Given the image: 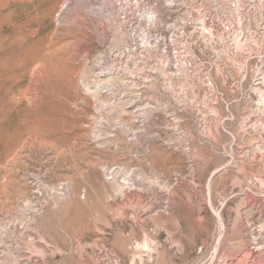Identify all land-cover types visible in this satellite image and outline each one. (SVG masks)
<instances>
[{"label":"rangeland","instance_id":"1","mask_svg":"<svg viewBox=\"0 0 264 264\" xmlns=\"http://www.w3.org/2000/svg\"><path fill=\"white\" fill-rule=\"evenodd\" d=\"M110 8L0 0V264H264V198L249 185L264 180V122L242 128L251 66L232 88L212 72L205 130L158 79L95 98L84 84L118 47Z\"/></svg>","mask_w":264,"mask_h":264},{"label":"built area","instance_id":"2","mask_svg":"<svg viewBox=\"0 0 264 264\" xmlns=\"http://www.w3.org/2000/svg\"><path fill=\"white\" fill-rule=\"evenodd\" d=\"M109 5L126 37L109 50L105 72L122 78L124 89H144L158 79L175 108L191 110L205 130V116H215L219 98L212 72L220 71L232 88L234 68L250 65L256 95L242 128L249 132L255 115L261 117L257 124L264 122V0H109ZM249 185L264 198V180ZM248 228L253 232L254 223ZM263 231L259 227L252 236L264 238Z\"/></svg>","mask_w":264,"mask_h":264},{"label":"bare ground","instance_id":"3","mask_svg":"<svg viewBox=\"0 0 264 264\" xmlns=\"http://www.w3.org/2000/svg\"><path fill=\"white\" fill-rule=\"evenodd\" d=\"M62 6H63V4H61ZM60 5V7L62 8V6ZM59 7V8H60ZM20 10V9H19ZM18 10V11H19ZM17 11V10H16ZM61 11V10H60ZM22 13V12H21ZM13 15V14H12ZM14 16V15H13ZM59 16V15H58ZM10 17V16H9ZM20 17V16H19ZM23 17H24V15H23ZM18 18V17H17ZM14 19V18H13ZM24 19V18H23ZM4 21V20H3ZM17 21V20H16ZM23 21V20H22ZM13 22V21H12ZM18 23V22H17ZM4 25V24H3ZM6 25V24H5ZM15 25V24H14ZM19 25V24H18ZM23 27H24V25H22ZM21 26V27H22ZM4 27V26H3ZM2 28V27H1ZM18 31V30H17ZM26 31V30H25ZM2 33V32H1ZM0 33V34H1ZM12 33V32H11ZM30 35H31V33H30ZM3 36V35H2ZM9 37H11V36H9ZM125 37H126V35H125V33H121L120 31L118 32V34H117V37H114V38H116L115 40L117 41L114 45L115 46H119V45H122L123 44V42L125 41ZM23 38H25V37H23ZM3 40V39H2ZM6 41V40H5ZM3 42V41H2ZM26 43V42H25ZM22 44V43H21ZM113 45V46H114ZM112 47V46H111ZM103 57V56H102ZM102 57H99L100 59H102ZM98 58V57H97ZM98 60V59H97ZM31 61V60H30ZM97 63V62H96ZM238 67V66H237ZM240 67V66H239ZM246 67V66H245ZM238 69V68H237ZM236 69V70H237ZM245 69V68H244ZM249 69H252V68H249ZM98 70H101L99 73H93V75H94V79L91 81L92 82V87H91V89L89 88V83H86V84H84V85H86V87H87V91L91 94V95H93L95 98H97L98 96L100 97L101 96V94H103V93H105V92H107V91H109V90H111L112 88H113V91L115 90L114 89V87L117 85H119V84H123V80H121L119 77H111L109 74L110 73H106L104 70H105V68H104V70H102L101 69V67L98 69ZM243 71V70H242ZM243 72H245V71H243ZM245 73H248V72H245ZM220 74V73H219ZM108 75V76H107ZM245 75V74H244ZM213 77V76H212ZM238 83V82H237ZM236 83V84H237ZM215 85V84H214ZM116 86V87H117ZM123 87V86H122ZM120 88V87H119ZM117 89V88H116ZM216 90H217V88H216ZM255 90V89H254ZM108 93V92H107ZM99 99V98H98ZM102 99V98H101ZM144 101V100H143ZM142 101V102H143ZM99 102H100V100H99ZM103 102V101H102ZM144 102H148V101H144ZM107 103V101L104 103V105ZM125 103H128V104H130L131 102H129V100H127V102H125ZM124 103V101H121V99H118V102L116 103V105L117 106H115L116 108H117V110H119V114H126V113H128L127 112V110H126V104ZM156 103H157V101H156ZM128 104H127V106H128ZM136 104H142V103H138V102H136ZM158 104H159V102H158ZM108 105H109V103H108ZM106 106H107V104H106ZM149 106V104H147L146 105V107H148ZM155 107H157V106H155ZM114 109V108H113ZM129 109V108H128ZM131 109H132V107H131ZM146 109V108H145ZM116 110V111H117ZM215 110V109H214ZM122 124V123H121ZM127 173V172H126ZM125 177H126V175H125ZM127 182V180L125 179V178H123V180H122V183H118V188H119V190H121V188L122 187H124L123 185H126V184H124V183H126ZM123 189V188H122ZM209 190V189H208ZM261 227V229H263V227L264 226H260ZM254 240H257V239H255V237H254ZM139 246L140 247H142L143 249H145L146 251H148V250H150V246H149V243H148V241H143L141 244H139ZM258 246H259V243H258ZM261 249V248H260ZM259 250V249H258Z\"/></svg>","mask_w":264,"mask_h":264}]
</instances>
